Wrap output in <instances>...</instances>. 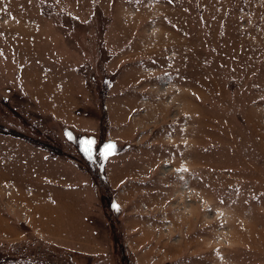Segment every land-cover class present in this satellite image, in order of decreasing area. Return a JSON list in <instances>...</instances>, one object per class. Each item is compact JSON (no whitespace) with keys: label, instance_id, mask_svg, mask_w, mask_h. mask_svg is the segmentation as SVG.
<instances>
[{"label":"rangeland","instance_id":"374dc122","mask_svg":"<svg viewBox=\"0 0 264 264\" xmlns=\"http://www.w3.org/2000/svg\"><path fill=\"white\" fill-rule=\"evenodd\" d=\"M0 264H264V0H0Z\"/></svg>","mask_w":264,"mask_h":264},{"label":"crops","instance_id":"0c3cea01","mask_svg":"<svg viewBox=\"0 0 264 264\" xmlns=\"http://www.w3.org/2000/svg\"><path fill=\"white\" fill-rule=\"evenodd\" d=\"M41 151L43 152L45 150H39V152H41ZM41 161L47 162V166L51 165L53 162H56L58 168L62 164L61 160L57 161V159L54 158L53 155H50L46 152L42 155ZM71 165L73 167L72 168L73 170L68 171V173L73 174L77 179L75 183L71 184V186L62 187V186L56 184L54 181H52L49 178H42L43 182H44L43 185L44 186H53V187H57V188H61V189L63 188L66 190H74V189H81L83 191H84V189L88 190L90 195H92L91 203L93 204L94 207H96L95 209L97 210L98 215L101 218H103L99 203L97 201L96 196L94 195L95 192L93 189V185L91 183V179L89 178V176L86 173L83 175V173L81 172V169L78 167V165L76 163H71Z\"/></svg>","mask_w":264,"mask_h":264},{"label":"snow or ice","instance_id":"6c2138e0","mask_svg":"<svg viewBox=\"0 0 264 264\" xmlns=\"http://www.w3.org/2000/svg\"><path fill=\"white\" fill-rule=\"evenodd\" d=\"M87 143L89 144V148L85 149V151H90L91 150L90 146H91V144L93 142L92 141H88ZM111 148H112L111 145L106 146V153H108Z\"/></svg>","mask_w":264,"mask_h":264},{"label":"trees","instance_id":"16d2710c","mask_svg":"<svg viewBox=\"0 0 264 264\" xmlns=\"http://www.w3.org/2000/svg\"><path fill=\"white\" fill-rule=\"evenodd\" d=\"M99 181L102 183V181L104 182V180H101L100 177H99ZM103 184V183H102Z\"/></svg>","mask_w":264,"mask_h":264}]
</instances>
